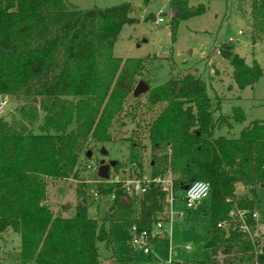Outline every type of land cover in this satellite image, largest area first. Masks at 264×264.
Masks as SVG:
<instances>
[{"label": "trees", "instance_id": "trees-1", "mask_svg": "<svg viewBox=\"0 0 264 264\" xmlns=\"http://www.w3.org/2000/svg\"><path fill=\"white\" fill-rule=\"evenodd\" d=\"M237 1L250 2L244 11L251 19V39L262 40L264 0ZM189 2L169 0L173 32L181 20L205 12L204 4ZM131 11L130 1L79 9L67 0H0V94L19 102L11 120L0 116V238L8 232L19 236L16 264H102L104 258L132 264L131 258L117 256L111 225L149 230L164 211L160 186L151 184L144 194L129 196L120 183L102 178L95 218L88 215L85 182L77 188L73 216L55 214L45 204L47 178L77 177L80 153L90 141L110 142L116 122L123 116L137 118L138 105L129 112L126 106L130 96L136 98L135 77L144 60H123L113 53L124 24L136 21ZM218 51L233 67L240 89L262 77L260 65H249L232 44ZM149 91L150 107L165 103L144 130L153 157L150 174L170 172L175 190L197 180L211 186L206 248L212 256L173 264H254V248L229 214L236 205L253 212L256 184L264 186V120L252 121L238 137L215 136L216 130L244 122L245 113L237 107L232 116H217L220 105H214L204 80L193 73ZM136 134L129 139V162L142 176L147 143ZM121 165L117 161L113 170ZM239 184L247 187L241 196L235 192ZM223 221L231 224L222 228ZM99 244L110 254L103 256ZM258 262L264 264V253Z\"/></svg>", "mask_w": 264, "mask_h": 264}, {"label": "rangeland", "instance_id": "rangeland-1", "mask_svg": "<svg viewBox=\"0 0 264 264\" xmlns=\"http://www.w3.org/2000/svg\"><path fill=\"white\" fill-rule=\"evenodd\" d=\"M67 1L79 9L106 8L127 1L132 3L129 16L136 21L124 24L115 42L113 53L123 60L129 58L144 60L143 69L135 77L134 89L140 80L146 81L151 90L164 85L174 76L193 73L204 80L207 93L214 105H220V110L216 112L217 116L220 113L232 116L237 107L245 113L244 122H235L232 128L223 127L216 130L215 136L238 137L240 131L252 121L264 120V38L256 43L251 39V19L249 14L245 13L249 11V1L240 5L237 0H189L191 6L204 4L206 10L201 15L181 20L175 32L171 24L172 11L169 0ZM160 17L163 21L157 23ZM224 43L232 44L235 52L245 58L249 65L254 62L260 65L263 75L256 83L243 89L237 86L232 77L233 67L218 51V47ZM149 93L150 91L145 92L135 99L130 96L126 111H132L134 106L138 105L137 118L131 120L128 116H123L116 122L111 128L112 141L105 143L90 141L83 148L78 166L75 168L77 177L47 178L45 204L53 213L64 217L73 216L79 201L77 188L81 182H85L88 215L93 218L97 216V197L93 193L97 189V184L101 182L98 175L101 162L104 160L106 165L110 160L121 162L122 165L117 172L129 166L131 164L129 139L137 132L135 138H142L147 143V133L144 131L146 123L165 105L159 103L150 107ZM0 95L9 99L0 116L11 120L19 102L10 94ZM122 122L125 124L122 125ZM39 125L40 122L34 127L36 133L40 132ZM103 149L107 154H103ZM88 151L92 152L91 156L87 155ZM152 161L151 146L147 143L143 153L142 175L150 174ZM138 170L139 168H136L131 171L132 177L137 176ZM109 173L115 176L113 167H110ZM255 188L257 193L255 210L260 218L264 219V186L257 183ZM235 192L241 196L247 192V187L239 184ZM174 197L172 219L165 222L163 235L155 237L151 254H145L141 248L131 244L130 228H125L121 222H114L111 225L113 246L118 257L131 258L132 264H173L208 261L211 258L212 254L206 248L210 222V215L207 213L209 201L206 200L202 206L191 212L183 200L185 190H175ZM156 222L149 230L155 227ZM18 245L17 234L8 232L1 236L0 264H16L19 255ZM99 251L103 256L110 254L103 244H99ZM102 264L117 263L104 258Z\"/></svg>", "mask_w": 264, "mask_h": 264}, {"label": "built area", "instance_id": "built-area-1", "mask_svg": "<svg viewBox=\"0 0 264 264\" xmlns=\"http://www.w3.org/2000/svg\"><path fill=\"white\" fill-rule=\"evenodd\" d=\"M162 21L163 18L160 17L157 23ZM8 100L7 97L0 95V113L4 107L7 106ZM90 167L91 166H89V168ZM136 168H138V166L135 163H131L129 166L121 168L119 172H115V176L109 174L107 180L112 183H120L129 196H140L144 194L151 184L160 186L165 192L164 211L156 222L155 227L152 230H139L136 225L130 228L132 232L130 238L131 244L141 248L145 254H151L153 249L152 242L155 240L156 236L160 237L163 235L165 222L167 220L171 221L173 216L172 206L175 200L173 177L170 172H167L166 175L160 174L158 176H152L151 174H145L132 177L131 171L133 172ZM120 174L123 176L120 177ZM210 190L211 186L208 181H194L189 185L188 189L185 190V197L183 200L186 208L188 210H196L198 207L202 206L205 200L210 196ZM93 195L98 197L97 190ZM229 217L234 228H238L251 242L256 256L254 264H259L258 257L264 253V222L261 220L258 212L256 210L251 212L246 208H237L236 205L235 208L230 211ZM231 221L220 222L219 226L227 228L231 224ZM187 248H190V246H187Z\"/></svg>", "mask_w": 264, "mask_h": 264}, {"label": "water", "instance_id": "water-1", "mask_svg": "<svg viewBox=\"0 0 264 264\" xmlns=\"http://www.w3.org/2000/svg\"><path fill=\"white\" fill-rule=\"evenodd\" d=\"M150 90V86L149 84L144 81V80H140L136 86V88L134 89L133 91V95L135 97L145 93V92H148ZM164 148H166V146H164ZM103 154H107V151L105 149H103ZM158 151H155V155H158ZM92 152L91 151H88L87 155L88 156H91ZM116 160H110L108 165L105 164L104 160L101 162V165H100V168L98 170V175L100 178L102 179H108L109 178V169L110 167H113L115 166L116 164ZM189 187V185H184L182 186V189L183 190H187Z\"/></svg>", "mask_w": 264, "mask_h": 264}]
</instances>
